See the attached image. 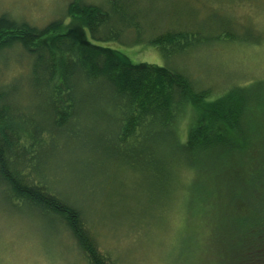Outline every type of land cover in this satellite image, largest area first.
<instances>
[{
  "label": "rangeland",
  "instance_id": "rangeland-1",
  "mask_svg": "<svg viewBox=\"0 0 264 264\" xmlns=\"http://www.w3.org/2000/svg\"><path fill=\"white\" fill-rule=\"evenodd\" d=\"M71 1L0 0V14L40 28L58 19L64 23L60 33L77 32L81 38L82 28L70 27L75 20L66 26ZM81 1L109 15L95 36L85 28L92 43L118 49L135 63L170 66L212 96L248 84L264 93V0ZM169 30L191 36L180 39L179 47L172 50L150 43ZM185 41L192 43L185 47ZM31 62L32 56L20 44L0 52V89L15 85L11 100L17 108L30 106L34 100L29 84ZM95 92L88 95L92 103L80 108L75 137L53 135L41 147L35 180L79 209L98 248L114 264H184V245L191 244L189 239L199 243L196 226L191 228L199 218L191 198L193 189L210 187L212 181L207 182L196 169L194 183L183 182L182 176L185 179L189 173L173 169L184 168L180 156L165 153L163 133L150 135L159 130L157 126H142L138 141L133 135L120 141L116 119L124 109L106 105L105 91ZM250 114L256 115L252 121L254 130L258 129L260 121L264 122V107ZM187 125V118L180 121L181 136ZM154 146L157 155L153 156L150 149ZM208 162L201 163L204 169ZM205 210L211 217L216 214L209 205ZM63 224L52 213L9 198L0 184V264H89ZM206 243L212 245L211 239ZM191 249V261L198 264V248Z\"/></svg>",
  "mask_w": 264,
  "mask_h": 264
},
{
  "label": "trees",
  "instance_id": "trees-1",
  "mask_svg": "<svg viewBox=\"0 0 264 264\" xmlns=\"http://www.w3.org/2000/svg\"><path fill=\"white\" fill-rule=\"evenodd\" d=\"M67 14L70 20L65 25L75 20L70 27L82 28L81 38L77 32L60 33L64 23L58 19L40 28L0 14V52L20 44L32 56L29 84L33 103L17 108L11 100L15 85L0 89V184L9 198L60 219L89 264H114L98 248L79 209L51 192L40 179L35 180L44 143L57 134L75 137L80 108L92 103L88 95L105 91L106 105L124 109L116 119L120 141L131 135L138 141L142 126H157L159 130L150 135L163 133L165 153L181 158L184 168L173 169L189 173L181 180L194 183L197 169L207 182L212 181L210 187L193 189L191 198L199 218L191 228L196 226L199 243L189 239L191 244L184 245V264H193V246L198 248V264H264V122L254 130L252 118L256 115L250 114L264 107V93L248 84L212 96L170 66L135 63L118 49L92 43L85 28L95 36L107 24L108 12L101 7L72 0ZM188 36L191 34L169 30L150 43L172 50ZM191 43L185 41L183 46ZM185 118L188 125L181 136L179 125ZM150 154L157 155L155 146ZM204 160L210 164L206 169L201 164ZM208 205L216 211L214 217L205 210Z\"/></svg>",
  "mask_w": 264,
  "mask_h": 264
}]
</instances>
